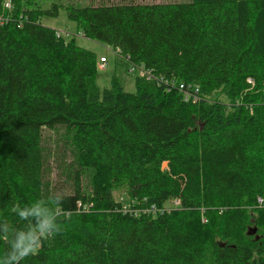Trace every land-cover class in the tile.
<instances>
[{
  "label": "trees",
  "instance_id": "trees-1",
  "mask_svg": "<svg viewBox=\"0 0 264 264\" xmlns=\"http://www.w3.org/2000/svg\"><path fill=\"white\" fill-rule=\"evenodd\" d=\"M6 1L0 225L22 227L13 206L49 195L46 130L63 128L75 154L63 230L21 264H264V0ZM61 7L83 36L154 80L137 76L127 92L115 77L101 90L96 53L41 23ZM173 80L199 85L201 100L166 91ZM116 190L180 206L133 217ZM6 248L0 238V254Z\"/></svg>",
  "mask_w": 264,
  "mask_h": 264
},
{
  "label": "rangeland",
  "instance_id": "rangeland-1",
  "mask_svg": "<svg viewBox=\"0 0 264 264\" xmlns=\"http://www.w3.org/2000/svg\"><path fill=\"white\" fill-rule=\"evenodd\" d=\"M40 5L43 3V8H51L54 2L62 3L63 5L74 3L76 5H86L88 3H99L100 1H105L108 3H119L125 1H132L135 3H171V2H188L190 0H37ZM41 23L45 26L56 29L61 33V35L70 41L74 39L76 45L89 49L96 53L98 59L105 57L108 59L106 68L98 66V77L97 84L101 90L104 88H109L112 85V80L116 77L123 88L127 92L136 91V78L137 74L131 73V63L116 54L113 47L108 46L99 41L89 39L82 35L77 22L69 19L67 11L64 7L60 8L58 16H44L41 19ZM261 99V98H260ZM222 101H227L225 96L221 97ZM46 159L47 168L46 176L47 183L45 190L49 194L53 193L55 190H66V192H71L70 183L71 177L74 173L75 168V154L72 148L70 136L63 130V128H58L56 130H46L43 134L42 142ZM85 179V183L87 182ZM87 184V183H86ZM116 197L127 198V193L125 190H116ZM169 205V203H167ZM172 207L171 210H173ZM205 219V218H204ZM256 226H251L250 228H255ZM258 231V230H257ZM258 232L254 235L256 236ZM259 235V234H258Z\"/></svg>",
  "mask_w": 264,
  "mask_h": 264
},
{
  "label": "clouds",
  "instance_id": "clouds-1",
  "mask_svg": "<svg viewBox=\"0 0 264 264\" xmlns=\"http://www.w3.org/2000/svg\"><path fill=\"white\" fill-rule=\"evenodd\" d=\"M71 198L63 190H57L46 198H38L23 206L16 203L13 212L24 224L22 227L9 223L0 225V238L7 243L6 250L0 254V264H21L37 252L42 240L61 233L62 217L67 219L62 204L65 199Z\"/></svg>",
  "mask_w": 264,
  "mask_h": 264
},
{
  "label": "built area",
  "instance_id": "built-area-1",
  "mask_svg": "<svg viewBox=\"0 0 264 264\" xmlns=\"http://www.w3.org/2000/svg\"><path fill=\"white\" fill-rule=\"evenodd\" d=\"M5 7L7 9H12V2L10 0H7L5 3ZM1 21V18H0ZM57 36L60 37L61 33L58 31ZM116 54H118V51H115ZM101 66L106 68V65L108 63V59L105 57L100 58ZM131 73L137 74L138 77L144 78L148 81L154 80V76L151 70L145 69L144 67L136 64H131ZM249 82H252V80H249ZM160 83L159 81L157 82ZM162 83H165L162 81ZM160 83V85H162ZM166 85V91H173V90H179L182 94L185 101L192 102V103H198L201 100V88L199 85L194 83H185L182 81H169L165 83ZM116 200L121 204V210L125 214H129L133 217H140L143 215L148 216H158L163 214L165 211H170L172 207H179L180 206V200L177 199L175 201L169 202V205L165 203L162 206H158L156 204H150L148 203L147 198H143L140 200L136 199H130L128 196L125 197H116ZM260 204H263V200H259ZM205 221V219H203Z\"/></svg>",
  "mask_w": 264,
  "mask_h": 264
},
{
  "label": "water",
  "instance_id": "water-1",
  "mask_svg": "<svg viewBox=\"0 0 264 264\" xmlns=\"http://www.w3.org/2000/svg\"><path fill=\"white\" fill-rule=\"evenodd\" d=\"M168 166V162H164L163 163V168H166ZM258 228L257 227H255V228H249V230H248V235H254V234H256L258 231ZM255 239H259V235L257 234L256 236H255Z\"/></svg>",
  "mask_w": 264,
  "mask_h": 264
}]
</instances>
